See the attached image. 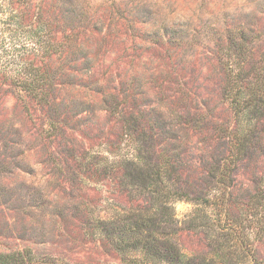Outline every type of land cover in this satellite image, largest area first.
I'll return each mask as SVG.
<instances>
[{
  "label": "rangeland",
  "instance_id": "1",
  "mask_svg": "<svg viewBox=\"0 0 264 264\" xmlns=\"http://www.w3.org/2000/svg\"><path fill=\"white\" fill-rule=\"evenodd\" d=\"M35 68L52 85L46 101L18 83ZM263 79L264 0H0V254L121 264L88 224L137 205L122 171L104 169L135 153L130 117L202 188L221 131L242 127L234 99ZM263 173L264 156L235 176L234 199H244L227 206L230 218L248 212ZM174 206L185 229L191 215L206 218L192 203ZM236 231L264 263V239ZM180 241L187 253L204 249L196 230Z\"/></svg>",
  "mask_w": 264,
  "mask_h": 264
},
{
  "label": "trees",
  "instance_id": "2",
  "mask_svg": "<svg viewBox=\"0 0 264 264\" xmlns=\"http://www.w3.org/2000/svg\"><path fill=\"white\" fill-rule=\"evenodd\" d=\"M34 71L18 83L46 101L52 85L39 75V68ZM246 80L238 76L242 85H252ZM254 87L234 99L242 127L221 131V153L215 156L198 189L183 180L171 158L157 153L151 134L144 130L139 134L137 117H130L128 135L132 137L136 132L135 153L114 160L106 158L109 163L104 169L122 171L121 186L137 205L105 218L93 217L88 224L90 234L114 250L121 264H264L250 242L251 235L245 241L236 231L242 228L245 233L249 229L254 239H264V173L252 179V189L245 195L248 212L244 217L230 218L227 207L241 204L244 199H234L233 191H238L235 176L264 156V79ZM101 162L99 159L87 167L98 168L103 166ZM179 201L194 204L197 212L205 210V220L199 223L197 214H193L186 221L187 228L181 227L174 206ZM184 230L199 232L203 251L184 250L180 241ZM0 264L35 262L31 253L15 252L0 254Z\"/></svg>",
  "mask_w": 264,
  "mask_h": 264
}]
</instances>
